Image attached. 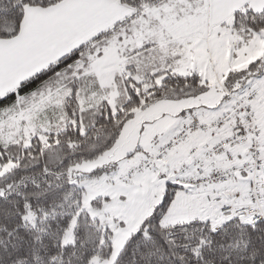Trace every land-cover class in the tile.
Segmentation results:
<instances>
[{
  "label": "snow or ice",
  "instance_id": "1",
  "mask_svg": "<svg viewBox=\"0 0 264 264\" xmlns=\"http://www.w3.org/2000/svg\"><path fill=\"white\" fill-rule=\"evenodd\" d=\"M0 264H264V0H0Z\"/></svg>",
  "mask_w": 264,
  "mask_h": 264
}]
</instances>
